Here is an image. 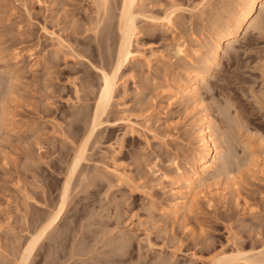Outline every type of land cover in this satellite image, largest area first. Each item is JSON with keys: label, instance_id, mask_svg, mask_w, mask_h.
I'll return each mask as SVG.
<instances>
[{"label": "rangeland", "instance_id": "rangeland-1", "mask_svg": "<svg viewBox=\"0 0 264 264\" xmlns=\"http://www.w3.org/2000/svg\"><path fill=\"white\" fill-rule=\"evenodd\" d=\"M242 1L141 3L135 48L143 57L123 68L108 123L87 147L62 219L29 264H213L239 247L263 248L264 8L205 73L200 104L172 96L173 81L198 69L195 52L204 56ZM172 7L175 28L161 21ZM95 8L93 0H0V264H17L58 209L95 107L99 69L112 67L111 41L94 31ZM234 74L240 80L229 84ZM205 114L221 163L191 213L170 216L171 180L198 149Z\"/></svg>", "mask_w": 264, "mask_h": 264}, {"label": "bare ground", "instance_id": "bare-ground-1", "mask_svg": "<svg viewBox=\"0 0 264 264\" xmlns=\"http://www.w3.org/2000/svg\"><path fill=\"white\" fill-rule=\"evenodd\" d=\"M93 1L96 5L95 9H97V26L94 31H99V37H101L100 42L105 41L108 43V41H111V44H108L107 47L113 50V64L111 68L99 69L102 82L96 98L95 107L92 115L89 116L90 119H88L87 133L84 135L85 138L83 137L80 145L76 147L75 154L66 170V181L62 189L59 207L49 215L46 222L29 238L28 242H26L17 264H29L40 243L58 226L64 210L69 203L71 182L73 178L80 173V167L83 165L82 162L86 161L87 147H89L88 145L93 137L102 133L100 128L103 124L106 122L108 123L107 117L109 109L112 105V100L115 98L117 88L119 87L123 68L132 63V61L140 60L143 57L135 46L137 45V37L140 33L138 20L139 17H141V12H139V8L144 0ZM261 8H264V0L242 1V5L231 15L229 20L224 23L222 29L217 30L216 33L213 34L214 37L206 42L204 46L206 51H204V56L200 57L201 52H195L194 57L200 58L199 64L201 66L199 65L198 67L200 70L195 69L194 71L187 72L184 78L173 81V98L193 101L194 104L201 103L200 91L207 79L205 73H210V71L218 65L223 56L224 48H232L234 43L239 40V37L243 34V37L246 36L247 31L254 27L253 18ZM175 12L176 9L172 7L170 10L166 11L161 21L165 22L166 26L175 28ZM149 18L151 17H148V19ZM151 20H153V18ZM53 36L56 35L53 33ZM55 40L60 46H64L65 42L60 36H57ZM101 47L102 44L100 43V48ZM100 48L98 50H100ZM104 53L106 54V52ZM178 53H181V51H178ZM238 57L239 55L235 54L231 59L236 62ZM16 59H19V55H16ZM150 60L145 59L148 64L152 62V60ZM201 70H205V72L202 74V72H200ZM239 80L240 77L234 74L228 83L232 84ZM6 115H8L6 108L2 109L1 118L4 119L3 117H6ZM198 138V149L195 154L191 157V160L189 159L190 161L187 164L185 163V167H177V177L171 180L173 182L172 184L176 185L172 190L173 195L176 197L174 198L170 210L167 212L170 216L176 217L179 213L184 212L183 217L185 218L188 216L187 214L191 213V208L195 206L197 199L204 197L206 191L211 187L207 185V182L211 178L214 169L221 163V148L218 144V140L215 138L213 120L211 116L207 114L199 117ZM262 171L264 172V170ZM117 179L118 182L123 183L126 176L123 173L117 172ZM262 247L263 248L260 250L254 247L250 251H246L244 248L239 247L235 250L233 255H225V257L219 255L215 258L213 264H225L227 262L264 264V244Z\"/></svg>", "mask_w": 264, "mask_h": 264}]
</instances>
